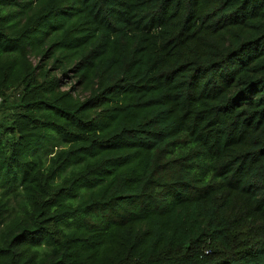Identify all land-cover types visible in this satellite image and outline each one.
<instances>
[{"label":"trees","instance_id":"1","mask_svg":"<svg viewBox=\"0 0 264 264\" xmlns=\"http://www.w3.org/2000/svg\"><path fill=\"white\" fill-rule=\"evenodd\" d=\"M0 264H264V0H0Z\"/></svg>","mask_w":264,"mask_h":264},{"label":"built area","instance_id":"2","mask_svg":"<svg viewBox=\"0 0 264 264\" xmlns=\"http://www.w3.org/2000/svg\"><path fill=\"white\" fill-rule=\"evenodd\" d=\"M0 103H1V100H0Z\"/></svg>","mask_w":264,"mask_h":264}]
</instances>
